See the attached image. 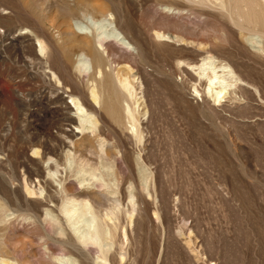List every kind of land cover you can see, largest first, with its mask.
Returning <instances> with one entry per match:
<instances>
[{
    "label": "rangeland",
    "instance_id": "374dc122",
    "mask_svg": "<svg viewBox=\"0 0 264 264\" xmlns=\"http://www.w3.org/2000/svg\"><path fill=\"white\" fill-rule=\"evenodd\" d=\"M80 1L0 0V250L19 264H264V23L225 0H100L128 41L95 45L105 69H128L134 132L94 103L80 52L43 19L57 5L79 33ZM75 96L98 111L94 131L78 128ZM92 196L115 209L113 234L81 244L52 214Z\"/></svg>",
    "mask_w": 264,
    "mask_h": 264
},
{
    "label": "bare ground",
    "instance_id": "6f19581e",
    "mask_svg": "<svg viewBox=\"0 0 264 264\" xmlns=\"http://www.w3.org/2000/svg\"><path fill=\"white\" fill-rule=\"evenodd\" d=\"M26 1V0H25ZM83 1H85V5H87L88 10L90 12V15L88 16V22L89 24L86 22L85 24L83 23H76L74 25H76V29L79 30V33L76 32L73 29L72 24L68 21L67 19V14L63 11V9L59 8V7H54L51 9H48V11L43 14V19L45 20V22H47V24H49L52 27H56L59 31V36L61 38V43H60V47H62V49H66L67 51H79L80 54L78 56V64L81 63V65H84L86 70H88L89 72L87 73V92L89 89V93L92 97V100L94 101L95 104H98L99 107L105 111H107V113L112 114L113 120H115V122L121 126V128H125V129H132V131L134 130V132L136 131V128L138 127L139 124V120L137 118V113L135 108H137V103L136 105H134V107L132 105H130V98L133 95V85L131 83V81L128 79V69L126 67H119L117 68L116 71L111 69H105V63H104V57L101 53V51L99 50L98 47H103V40L105 38H114L116 40H118L122 45H126L128 44V41H126V39L121 35V33L116 29V26L119 27L117 25V20L115 21L116 24H114V20L111 17V14L108 12L106 5H104L100 0H95L92 1V3H89L87 0H81L80 2L83 3ZM87 1V2H86ZM172 1V0H171ZM221 1V0H220ZM226 1V7L228 8V10L230 11L231 14L236 15L237 17L240 18V20L242 19L244 22H246L247 25H252L255 24L257 22H263L264 23V0H225ZM37 3V2H35ZM43 3V2H42ZM41 3V6L44 5ZM167 3V2H166ZM181 4V3H180ZM207 4V3H206ZM205 5V4H204ZM208 5V4H207ZM60 6V5H59ZM182 6V5H181ZM51 7V6H50ZM177 7V6H176ZM49 8V6L47 7ZM190 8V7H189ZM46 9V8H44ZM180 9V7H179ZM69 10V9H68ZM36 15V14H35ZM114 15V14H113ZM116 16V15H115ZM114 16V17H115ZM96 18H100L99 20H97ZM116 18V17H115ZM114 18V19H115ZM35 21V20H34ZM120 22V21H119ZM38 24V23H36ZM120 24V23H119ZM116 25V26H115ZM94 28H93V27ZM45 29V28H44ZM97 30V31H96ZM120 30V29H119ZM96 31V33H95ZM155 32V31H154ZM158 33V32H157ZM36 34V33H35ZM156 34V33H155ZM161 33H159L160 35ZM157 35L159 38L160 36ZM162 35V34H161ZM38 36V35H37ZM94 37V40L93 38ZM127 36V35H126ZM156 36V37H157ZM164 36V35H162ZM161 36V37H162ZM40 37V36H39ZM45 37V36H44ZM50 37V35H49ZM128 37V36H127ZM37 38V37H35ZM46 39V38H43ZM129 40V39H128ZM37 41V40H36ZM53 41V40H51ZM111 41V40H110ZM114 41V40H113ZM46 42V41H45ZM44 42V43H45ZM48 42V41H47ZM184 42V41H183ZM40 49L42 50L43 48H45V45L42 43L41 39H38V42ZM50 43V42H49ZM52 43V42H51ZM54 43V42H53ZM98 47H96V45ZM113 43V42H112ZM49 45V44H48ZM106 45V44H105ZM134 45V44H133ZM107 46V45H106ZM121 46V45H120ZM48 47V46H47ZM50 47V45H49ZM57 47V46H56ZM105 48V46H104ZM58 49V48H57ZM122 49V48H121ZM127 49V48H126ZM106 50V49H105ZM104 50V51H105ZM55 51V50H54ZM103 51V50H102ZM107 52V51H106ZM46 54V53H44ZM58 54V53H57ZM61 54V52H60ZM56 55V54H55ZM107 55V54H106ZM105 55V56H106ZM58 56V55H56ZM57 58V57H56ZM60 59V58H59ZM63 59V57H62ZM109 59V57H108ZM48 60V59H47ZM67 60V59H66ZM49 61V60H48ZM47 62V61H46ZM68 62V60H67ZM71 62V61H70ZM69 62V65H70ZM74 63V62H72ZM77 63V62H76ZM124 64V63H123ZM122 64V65H123ZM60 65V64H59ZM75 65V63H74ZM125 65V64H124ZM128 65V64H126ZM73 66V65H72ZM76 66V65H75ZM74 66V67H75ZM214 66V65H213ZM77 67H79L77 65ZM76 67V68H77ZM81 67V66H80ZM221 67V66H220ZM223 67V66H222ZM221 67V69H222ZM216 68V67H215ZM224 70L225 67H223ZM229 68V67H228ZM227 68V69H228ZM78 69V68H77ZM80 69V68H79ZM116 69V67H115ZM217 69V68H216ZM230 69V68H229ZM59 70V69H58ZM75 70V68H74ZM82 70V69H81ZM60 71V70H59ZM79 71V70H78ZM217 71V70H216ZM64 72V71H62ZM84 72V71H83ZM228 72V71H227ZM53 73V72H52ZM78 72H76L77 74ZM206 73V72H205ZM226 73V72H225ZM65 74V73H63ZM76 74H72V75H76ZM83 74V73H82ZM82 74L80 76H82ZM204 74V73H203ZM217 74V73H216ZM232 74L234 75V73L232 72ZM229 75V74H228ZM84 76H86L84 74ZM227 76V75H225ZM79 78V77H78ZM212 78V77H211ZM214 78V77H213ZM232 78V77H231ZM81 79V78H79ZM84 79V78H82ZM216 79V78H214ZM225 79V77H224ZM56 80V77H55ZM58 80V78H57ZM226 80V79H225ZM210 81H212L210 79ZM214 81V80H213ZM56 82V81H55ZM209 82V81H208ZM219 82V81H218ZM224 82V81H223ZM60 83V82H59ZM78 83V82H77ZM76 83V84H77ZM80 83V82H79ZM78 83V84H79ZM87 83V82H86ZM85 83V85H86ZM210 83V82H209ZM221 83V82H220ZM77 84V85H78ZM213 84H211L212 87ZM209 86V85H208ZM85 87V86H84ZM210 87V86H209ZM230 87V86H228ZM137 88V87H136ZM211 89V88H210ZM215 89V88H214ZM213 89V90H214ZM78 90V89H77ZM69 91V90H68ZM216 91V90H215ZM224 91V90H223ZM222 90H218V94L221 96L220 92H223ZM80 92V91H79ZM135 92V91H134ZM69 93V92H68ZM72 93V92H71ZM86 93V90H85ZM81 95V94H80ZM89 95V94H88ZM214 95H216L214 93ZM70 97V96H69ZM82 97V96H81ZM87 97V96H86ZM90 97V99H91ZM134 97H136L134 95ZM219 97V96H218ZM217 97V98H218ZM83 98V97H82ZM216 98V99H217ZM71 99V104L74 105L76 112L80 113L79 115V126L78 128H80L81 130L83 129H94L96 127H98L97 125H99V113L98 111H96L95 108H93V110L89 111V109H87L84 105V103L81 101V99L79 97H72ZM215 99V100H216ZM86 100V99H85ZM137 99H135L136 102ZM216 102H219L216 100ZM138 105H140L138 103ZM117 106V107H116ZM97 107V106H96ZM99 110V109H97ZM100 112V111H99ZM102 112V113H104ZM140 112V111H139ZM106 115V114H104ZM109 116V115H108ZM139 116V115H138ZM106 117V116H105ZM101 118V116H100ZM108 118V117H107ZM110 118V117H109ZM110 120V119H109ZM108 121V120H107ZM99 122V123H98ZM110 122H113L110 120ZM114 123V122H113ZM102 124V123H101ZM115 124V123H114ZM108 125V124H107ZM114 126V125H113ZM115 127H117L115 125ZM119 128V126H118ZM121 130V129H120ZM129 130V131H130ZM85 131V130H84ZM88 131V130H86ZM94 131V130H93ZM140 131V130H139ZM138 131V133H139ZM94 133V132H93ZM97 133V132H96ZM95 133V134H96ZM137 133V132H136ZM137 135V134H136ZM88 139V138H87ZM102 152V151H101ZM103 154V153H102ZM108 155V154H107ZM106 155V156H107ZM105 158V156H104ZM108 160V159H107ZM46 162V161H45ZM70 162V161H69ZM72 162V160H71ZM106 162V161H105ZM49 163V162H48ZM53 163V162H52ZM102 163V162H101ZM57 164V163H56ZM73 164V163H72ZM70 164V165H72ZM66 165V164H65ZM75 165V163H74ZM64 166V165H63ZM69 166V165H68ZM54 167L55 164H54ZM67 167V166H65ZM57 168V167H56ZM69 168V167H68ZM48 169V168H47ZM51 169V168H49ZM67 169V168H66ZM82 169V168H81ZM59 170V169H58ZM65 171V170H64ZM68 171V170H67ZM59 173V172H58ZM57 173V176H58ZM78 173V172H77ZM70 174V173H69ZM79 174V173H78ZM53 175V174H52ZM67 175V174H66ZM94 175V174H93ZM60 177V176H58ZM58 177L56 178L58 180ZM93 177V176H92ZM96 177V176H95ZM70 178V177H69ZM63 179V178H61ZM68 179V178H67ZM60 181V180H59ZM62 181V180H61ZM66 181V180H65ZM83 181V180H82ZM82 181H80L82 183ZM104 181V180H103ZM57 182V181H56ZM83 183L87 185L90 182H86L85 179L83 181ZM82 183V184H83ZM64 184V183H63ZM62 184V182H58V187H64V185ZM105 184V183H104ZM103 184V185H104ZM90 185V184H89ZM92 185V183H91ZM90 185V186H91ZM95 185V184H94ZM93 185V186H94ZM89 186V187H90ZM63 187L61 189H63ZM97 187V186H95ZM91 188V187H90ZM38 189V188H37ZM85 189V188H84ZM95 189V188H94ZM87 190V188H86ZM89 190V189H88ZM60 190H58L59 192ZM61 192V191H60ZM65 192V191H64ZM63 192V193H64ZM79 193V192H78ZM62 194V192H61ZM93 194V193H92ZM96 194V193H95ZM59 195V194H58ZM83 195V194H82ZM57 196V195H56ZM63 196V195H62ZM69 196V195H67ZM80 196V195H79ZM96 196V195H95ZM76 197V196H75ZM97 197V196H96ZM49 198V197H48ZM61 199V198H60ZM66 199V198H65ZM69 199V198H68ZM98 199V197H97ZM75 199L70 198L69 200H66L67 203L63 202L59 208H57L56 203H54L51 199L48 200L47 205L50 207L49 210H56L57 208V213L56 215L55 212L54 214H52L53 216L56 217V219H58L59 221H61L62 223L65 222L63 221L64 218L68 221H70L69 223L72 224V228L73 229V233L77 236V238L80 240L81 242H87V240H92L94 242H96L95 244H97V240L99 238V240L101 239V237L106 235L108 236L109 234H113V232H111L112 230H110L109 228H107V221L109 219L112 218V214H113V210L115 209H110V210H106L104 213L101 211H96L95 209V204L94 202L96 201V199L92 196V199L90 200L87 197H84L81 204L77 203L80 202L77 201L76 203H74ZM133 201V200H132ZM131 201V202H132ZM62 202V201H61ZM68 202L70 204H72V206H68L70 204H68ZM73 202V203H72ZM43 203V202H42ZM45 204V203H44ZM59 205V204H58ZM100 207V206H99ZM117 209V208H116ZM4 210V209H3ZM48 208L46 210V212L49 211ZM100 210V209H99ZM7 211V210H6ZM117 212V211H116ZM52 213V211H51ZM89 214V216H88ZM51 215V216H52ZM4 216V215H3ZM50 216V214H49ZM6 218V217H4ZM55 219V218H53ZM57 220V221H58ZM0 221H3V217H0ZM88 222V228H84V227H80V226H76L78 223L80 224V222L83 223ZM7 222V221H6ZM110 222V221H109ZM60 223V224H62ZM81 223V225H82ZM68 224V223H67ZM66 226V227H65ZM61 230L63 231V233L61 232V235L65 233L66 228L69 226L65 225ZM71 226V225H70ZM91 227H98V229L94 228L93 232L91 233L90 229ZM84 228V231L83 229ZM69 229V228H68ZM98 230V231H97ZM69 231V230H68ZM86 231V232H85ZM70 232V231H69ZM68 232V234H70ZM71 235V234H70ZM68 236V235H67ZM114 236V235H112ZM65 238V237H64ZM63 238V239H64ZM68 239V238H67ZM98 240V241H99ZM61 241V239H60ZM72 241V240H71ZM58 242V241H57ZM68 242V241H67ZM60 243V242H59ZM64 243V242H63ZM93 243V242H92ZM65 244V243H64ZM62 244V246L64 245ZM82 244V243H81ZM86 245V244H84ZM65 246V245H64ZM47 247V246H46ZM45 247V248H46ZM63 248V247H62ZM47 249V248H46ZM0 251H2L1 255L6 257V259H2L4 257H1V261L3 262H8L10 264H19L18 260L10 255H7V251L3 252V250L1 249ZM50 252V250H48ZM46 251V252H48ZM52 251V250H51ZM45 254V253H44ZM64 255V254H63ZM50 256H54V254L50 255ZM57 256V255H56ZM53 257L54 260L58 259V261L62 260L65 258L62 257ZM60 256V255H59ZM45 257H49V254H46ZM68 257V256H67ZM78 257V256H77ZM18 258V257H17ZM41 259V258H40ZM45 259V258H43ZM42 259V260H43ZM52 259V258H51ZM53 260V259H52ZM66 260V259H65ZM68 260V259H67ZM20 261V260H19ZM46 261L43 260L41 262L37 263L38 264H44ZM47 261L49 262V259H47ZM61 261V263H62ZM2 262V263H3ZM22 262V261H20ZM57 262V261H56ZM50 263V262H49ZM52 263V262H51ZM55 263V262H54ZM65 263V262H64ZM4 264V263H3ZM22 264V263H21ZM48 264V263H47ZM56 264V263H55Z\"/></svg>",
    "mask_w": 264,
    "mask_h": 264
}]
</instances>
